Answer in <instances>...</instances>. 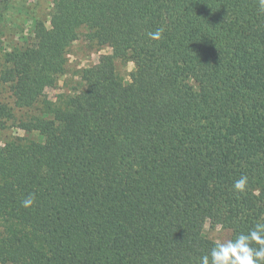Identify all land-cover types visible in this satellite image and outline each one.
Segmentation results:
<instances>
[{"label":"trees","instance_id":"1","mask_svg":"<svg viewBox=\"0 0 264 264\" xmlns=\"http://www.w3.org/2000/svg\"><path fill=\"white\" fill-rule=\"evenodd\" d=\"M51 2L1 75L28 137L0 149V264H211L206 226L235 239L264 222L261 0ZM81 32L111 53L51 102Z\"/></svg>","mask_w":264,"mask_h":264},{"label":"rangeland","instance_id":"2","mask_svg":"<svg viewBox=\"0 0 264 264\" xmlns=\"http://www.w3.org/2000/svg\"><path fill=\"white\" fill-rule=\"evenodd\" d=\"M51 8V0H12L0 23V105L6 107L12 115L10 119L0 116V149L12 138L28 137L26 133L15 128L26 112L15 106L10 85L1 80L6 55L14 49H21L31 44L35 24L41 22L48 24ZM67 53L65 73L58 78L54 88L45 91L51 102H56L63 95L80 90L79 71L97 64L99 57L110 54L111 50L107 47H97L89 40L86 32H81L78 39L69 46ZM133 67L132 63L124 64L118 60L115 61L117 76L124 83L128 81V75ZM205 233L208 238L218 243L230 237L229 231L219 227L210 229L206 226Z\"/></svg>","mask_w":264,"mask_h":264},{"label":"clouds","instance_id":"3","mask_svg":"<svg viewBox=\"0 0 264 264\" xmlns=\"http://www.w3.org/2000/svg\"><path fill=\"white\" fill-rule=\"evenodd\" d=\"M260 10L264 12V0H261ZM164 32L163 28L148 33L149 39L159 41ZM248 185V177L242 175L233 183L236 192L243 193ZM35 196L29 194L21 204L24 208L31 207ZM256 245L258 247H254ZM211 264H264V222H258L247 234H240L235 239L217 243L211 250ZM201 264H209V256L201 258Z\"/></svg>","mask_w":264,"mask_h":264}]
</instances>
